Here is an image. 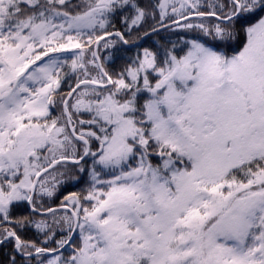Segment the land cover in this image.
<instances>
[{
	"label": "snow or ice",
	"instance_id": "snow-or-ice-1",
	"mask_svg": "<svg viewBox=\"0 0 264 264\" xmlns=\"http://www.w3.org/2000/svg\"><path fill=\"white\" fill-rule=\"evenodd\" d=\"M0 264H264V0H0Z\"/></svg>",
	"mask_w": 264,
	"mask_h": 264
},
{
	"label": "trees",
	"instance_id": "trees-1",
	"mask_svg": "<svg viewBox=\"0 0 264 264\" xmlns=\"http://www.w3.org/2000/svg\"><path fill=\"white\" fill-rule=\"evenodd\" d=\"M73 190H76V189H73Z\"/></svg>",
	"mask_w": 264,
	"mask_h": 264
}]
</instances>
